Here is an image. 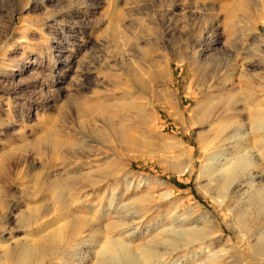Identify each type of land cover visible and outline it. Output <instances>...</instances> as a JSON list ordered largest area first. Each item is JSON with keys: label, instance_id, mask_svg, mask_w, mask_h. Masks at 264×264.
<instances>
[{"label": "rangeland", "instance_id": "1", "mask_svg": "<svg viewBox=\"0 0 264 264\" xmlns=\"http://www.w3.org/2000/svg\"><path fill=\"white\" fill-rule=\"evenodd\" d=\"M257 118L264 0H0V264L22 244L42 264H119L108 244L136 264H255L264 215L210 173L208 139L221 127L227 151L258 150L264 185Z\"/></svg>", "mask_w": 264, "mask_h": 264}, {"label": "bare ground", "instance_id": "2", "mask_svg": "<svg viewBox=\"0 0 264 264\" xmlns=\"http://www.w3.org/2000/svg\"><path fill=\"white\" fill-rule=\"evenodd\" d=\"M138 78H140V77H138ZM135 79H137V78H135ZM141 81H144V80L142 79ZM99 97H96V96L92 97L91 100H88L89 102L87 104H85V105L81 104V106L79 107L78 112H77L78 117L86 120L89 118L92 119V117L99 115L100 107H102V105H103V103L100 102ZM221 103H222V100L220 102H217V103L213 102L212 105H210L207 109L208 116L210 118H213L214 120L216 119L215 121H217V118H220V114H221L220 108L222 105ZM225 104H226L225 106L229 105L227 103H225ZM263 122L261 121L260 118L255 119L254 129L257 132H262V131L264 132V123ZM42 131L47 133L48 129L45 128ZM224 132H225L224 129H222L221 127H217L214 135H212L208 139V145L210 146L211 150L215 149L218 151V154L216 157H214V158L210 157V159H209V161L212 163V164L210 163L211 167H209L210 173L215 178H217L219 180L218 182L219 183L221 182V186L225 187L226 189L233 187V186L237 189L235 192H241L243 189H246L244 192L248 191V193L251 194L249 196L250 204H258L260 207L259 211L264 215V185L260 184L262 179H263V174H262V172H259L257 170V166L259 164V158H261L260 152L258 150L252 151L250 148H245V149L242 148L243 151H241L240 148L236 147L235 145L231 147L232 151H230V150L227 151V149L225 148L226 144H228V143L232 144V143L236 142L237 137H235L234 132L225 137ZM48 137H49L48 135H45V136H43V139L46 140V139H48ZM230 138H234V139L232 141H230ZM59 143H61V142H59ZM66 143L67 142H65V144ZM122 143H123V145H122L123 151H135L137 148H139V146L141 144H143V142L141 140H139V137L135 136V132H134V135L133 134L130 135L129 140L122 142ZM63 144H61V146ZM57 145L60 146V144H57ZM260 145H261V147H263L264 138L261 142L260 141L257 142V147ZM219 151H220V153H219ZM180 156L182 158L184 157V159H185V154H182ZM184 163H186V164L182 165V167H179L178 169H176L178 173H182L184 171H188V170L192 169V167H193V160L192 159H190V160H188V162H184ZM5 174H3V175H5ZM7 176H9V175H7ZM4 178H6V177H4ZM53 184H52V186H53ZM56 196H58V195H56ZM239 216H240V220H239ZM239 216H238V221H240V224L241 225L245 224L246 221H245L244 213H240ZM188 237L191 240H193V243H194V240L195 241L198 240V243H201L200 241L202 239L201 237H203V234H195V235L190 234ZM62 239H63V237H62ZM199 239H200V241H199ZM202 240H204V239H202ZM184 241H186V240H184ZM43 245L44 244H42V247H43ZM184 247H185V245H184ZM247 250L252 251V252H253V250H255V253L253 255L255 257L253 258L254 259L253 261H255L257 263L260 256L264 257V240H261L260 242L258 241L254 245H250L249 249H247ZM53 251L54 250H52V252ZM116 251H117V247L112 246L111 244H108V247L104 248L103 254L104 255H108V253L114 254L113 258L115 256V262L119 263V264H122V263L123 264H126V263L127 264H136L137 258L135 259L134 257H131V258L127 257L128 259L126 260V257L123 258L122 256H117L115 254ZM44 252H45L44 249H40V247L37 250V249H33L29 246L22 244L16 248H14L13 250H11L10 253L7 254L6 259H7V261L10 262V264H42L43 258H44L43 257ZM172 252L174 253V250ZM151 253H153V252H151ZM175 253H176V251H175ZM247 254H248V252H247ZM46 255L47 254L45 253V257H46ZM129 255H131V254H129ZM149 257H148V259H149ZM211 258H212L211 260L214 261L213 264H240V260H241V256L230 253L229 251L225 252L224 254L221 253L220 255L217 254V252H216L214 255H212ZM46 260H47V258H45V261ZM259 263H260V261H259Z\"/></svg>", "mask_w": 264, "mask_h": 264}]
</instances>
